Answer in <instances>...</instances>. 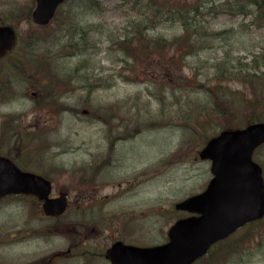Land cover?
Instances as JSON below:
<instances>
[{
	"label": "rangeland",
	"instance_id": "rangeland-1",
	"mask_svg": "<svg viewBox=\"0 0 264 264\" xmlns=\"http://www.w3.org/2000/svg\"><path fill=\"white\" fill-rule=\"evenodd\" d=\"M117 1L98 0L96 3V0H71L64 7V11L74 13L77 22L79 19L83 23L88 20L93 26L97 25L93 27L87 51L83 42L62 48L63 38L61 45L47 40L34 47L26 48L21 44L17 47L15 57L22 50L30 52H27L28 58L31 56L39 60L51 56L52 64L60 73L70 69L73 71L74 67L86 62L87 73L82 71L80 75L74 74V77L80 79L90 72L95 82L101 78L99 81L104 85H96L92 91L86 88L67 94L58 92L62 102L79 110L59 113L55 120H49L47 125L41 123L39 127L37 123L34 124L32 115L25 118L35 110L31 108L32 88L28 75L22 78L11 76L15 83L17 80L20 82L22 89L16 91L11 85V95L14 97L5 101L7 104L0 105V132L8 130L6 135L0 136V153H11L19 164L41 173L51 166L63 167L67 171L65 174L49 173L53 182L52 196L66 192L70 207L61 221H57L40 213V205L33 196L1 200L0 264H110L104 254L118 240L139 247L165 243L171 225L186 215L177 211L175 204L202 192L212 178L211 162L199 157L205 139L191 134L184 122L191 110L189 104L211 101L205 89L196 87V82L204 81L207 74L214 75L215 58L222 55L217 47L221 45L214 42V48L205 50L199 56L186 58L180 74L169 81L173 87L161 86L162 92H158L153 78L149 76L153 56L140 59L142 67H135L140 74V82L128 84L117 76L121 66L119 59L123 55L111 48L109 39L118 34L115 28L126 24L123 16L125 10ZM86 8L88 13L85 12ZM126 8L139 10L132 4ZM242 19L246 22L249 20L243 16L233 18L221 14L212 21V28L221 31L234 27L238 31ZM154 28L146 33L171 38L181 31L177 24L171 23ZM234 41L239 42V39L235 38ZM243 42L250 49L256 44L254 42L263 43L264 30L255 32L239 44ZM237 44L232 46L237 48ZM184 75H196V82L190 83ZM0 91L3 97H8L1 81ZM104 106L111 108V112L117 113L120 118L104 121L103 117L108 115L102 110ZM95 110H98L96 115L93 114ZM6 113L10 115L5 116ZM20 114L23 115L21 121H26L19 129L25 126V132H17V125L9 127L19 123L16 118ZM135 117H139L141 122L153 118V130L150 126H144L136 136L130 138ZM122 120L128 124L120 126ZM207 120L210 121V125H206L207 134L212 138L220 132L223 119L210 117ZM26 133L39 137L45 134V140H34V145L38 143L36 147L40 150L33 152L34 148L23 137ZM111 136L121 140L110 145L111 154L109 160L105 161L103 158ZM171 154H175V157L171 158ZM253 157L264 172V146L257 149ZM91 165L99 166L97 184L89 189L81 188L75 183L79 175L71 171ZM263 228L264 225L259 224L242 228L231 240L216 245L195 264H224V257L218 262L216 260L231 249L237 251L228 253L225 264H264V241L256 244L258 235L252 238ZM65 252V256H58Z\"/></svg>",
	"mask_w": 264,
	"mask_h": 264
},
{
	"label": "trees",
	"instance_id": "trees-1",
	"mask_svg": "<svg viewBox=\"0 0 264 264\" xmlns=\"http://www.w3.org/2000/svg\"><path fill=\"white\" fill-rule=\"evenodd\" d=\"M119 3L125 10L123 14L126 18V24L115 28L118 34L109 39L111 48L121 52L125 57L124 67L117 72L120 79L125 82H140V74L135 71V67H142L140 59L153 56V60H151L153 64L149 67L152 68L149 76L153 78V83L158 92H162L163 87H173L169 81L180 74L186 58L199 56L205 50L214 48L212 43L218 42L221 46L217 48L222 52V55L215 58L214 75H205L206 77L202 82H196V75H184V78L190 83L196 82V87L205 89L211 100L204 104H189L191 110L185 118L184 126L188 131H191V134L204 137L206 144L211 139L206 130V125H210L207 118L221 117L223 119L221 128H219L220 132L241 130L253 123L264 121V42H254L256 44L251 49L245 47V42L239 44L240 41L252 37L255 32L264 30V0H119ZM131 4L133 7H139V10H128L126 6ZM221 14H227L233 18L243 16L249 20L246 22L242 19L239 23V32L234 27L221 31L215 30L212 28V21ZM165 23L177 24L181 31L171 38L161 34L152 36L146 33L149 29L153 28L154 30L156 29L154 27ZM235 38H238L239 42H235ZM81 40L85 51H87L89 47L85 34L81 36ZM234 43H238L237 48L232 46ZM49 65L50 63H45V67L41 71L37 70L29 80L31 82L30 87L36 94L35 106L41 110L54 107L57 110L56 115L62 111H78L67 103L60 102L56 96L57 89L64 87L65 78L70 80L69 82L75 90L87 88L92 91L96 85H104L99 81L101 78L95 82L90 72L80 79L74 77V74L80 75L82 71L87 73L85 70L86 62L74 67L73 71L71 69L63 71V73L54 71L56 74L52 73ZM39 68L40 66H37V69ZM62 77L64 79L61 81ZM74 78L78 79L73 80ZM233 85L240 87L234 88ZM161 86L163 87L161 88ZM102 110L105 111L104 114H108L103 117L104 121L109 122L110 119L112 121L114 117L120 118L117 113H112L108 106H104ZM93 114H98V110H95ZM135 118V122L138 124L137 132L144 126L149 127L152 123L150 121L141 122L139 117ZM126 123L127 121L122 120L120 126H126ZM7 133L8 130L2 136ZM23 137L31 148H34L33 152L40 150L36 147L39 145L38 143L34 145V140L38 139L39 136L26 133ZM20 149L22 150L21 147ZM0 154L13 160L21 169H28L26 165L19 164L11 153ZM98 168L99 166L80 167L76 171H71L79 175L77 178L80 177L75 183L87 188L95 186ZM42 171V174L47 178H50L49 173L52 172L59 174L67 172L56 166H51ZM256 223L262 226L264 220ZM257 235L256 244H261L264 241L262 238L264 230H258L252 235V238L255 239ZM230 251H237V249L223 252L218 258L224 257L227 261V255Z\"/></svg>",
	"mask_w": 264,
	"mask_h": 264
},
{
	"label": "water",
	"instance_id": "water-1",
	"mask_svg": "<svg viewBox=\"0 0 264 264\" xmlns=\"http://www.w3.org/2000/svg\"><path fill=\"white\" fill-rule=\"evenodd\" d=\"M64 0H38L35 20L47 23ZM15 41L12 30L0 28V57ZM264 144V122L243 130L224 131L211 139L200 156L212 161L213 177L206 190L176 205L192 216L179 219L168 232L169 241L152 247L114 243L106 258L112 264H193L211 245L248 222L264 216V185L260 166L252 160ZM51 182L22 171L0 157V199L12 194H33L42 201L47 216L65 212L66 194L51 198Z\"/></svg>",
	"mask_w": 264,
	"mask_h": 264
},
{
	"label": "flooded vegetation",
	"instance_id": "flooded-vegetation-1",
	"mask_svg": "<svg viewBox=\"0 0 264 264\" xmlns=\"http://www.w3.org/2000/svg\"><path fill=\"white\" fill-rule=\"evenodd\" d=\"M71 0H65L57 7L53 17L47 23H36L35 12L38 6L37 0H0V26L10 27L16 36L15 47L19 44L23 47H34L46 42L47 40L61 45L63 43L71 44V39L67 33H85L92 37V24L88 20L83 23L79 19L77 22L74 13L64 11V7ZM76 8V7H75ZM88 13V9L85 10ZM74 15V16H73ZM80 29V30H79ZM76 39V38H75ZM43 42V43H44ZM12 56L10 53L0 59V62H10Z\"/></svg>",
	"mask_w": 264,
	"mask_h": 264
},
{
	"label": "bare ground",
	"instance_id": "bare-ground-1",
	"mask_svg": "<svg viewBox=\"0 0 264 264\" xmlns=\"http://www.w3.org/2000/svg\"><path fill=\"white\" fill-rule=\"evenodd\" d=\"M228 48H229V45H228ZM105 154H111V152L110 151H105ZM170 157L171 158H174L175 157V154H171Z\"/></svg>",
	"mask_w": 264,
	"mask_h": 264
}]
</instances>
